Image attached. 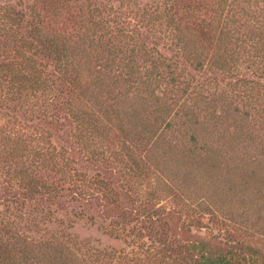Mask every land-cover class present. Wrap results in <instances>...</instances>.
Instances as JSON below:
<instances>
[{"label": "rangeland", "instance_id": "rangeland-1", "mask_svg": "<svg viewBox=\"0 0 264 264\" xmlns=\"http://www.w3.org/2000/svg\"><path fill=\"white\" fill-rule=\"evenodd\" d=\"M22 12L71 46L60 67L38 59V83ZM12 63L0 264H194L200 241L264 264V0H0V71Z\"/></svg>", "mask_w": 264, "mask_h": 264}, {"label": "trees", "instance_id": "trees-1", "mask_svg": "<svg viewBox=\"0 0 264 264\" xmlns=\"http://www.w3.org/2000/svg\"><path fill=\"white\" fill-rule=\"evenodd\" d=\"M17 16V18H16ZM16 16L11 15L9 16V19L12 21H15L17 23V34L16 38L20 42V48H19V54L18 56H21L23 61L22 63L24 65H20L22 69H30L33 72L35 83H38L40 79V73L39 70H37L36 64L38 59L44 61L47 65H53L56 67H60V65L63 64V62L69 58L71 46L66 43L59 44L58 42L54 41L52 37H50L44 30H42L40 27H37L36 25L32 26L30 29H28V26L30 25V21L27 19L26 13L22 12L21 14L16 13ZM27 50L28 52H31V55L29 57L26 56L24 50ZM7 66L6 68H3L0 72L7 74L8 72L13 73L16 75V78L21 79L22 76L17 75V73H20V70L17 66H15L14 63L12 65H3ZM52 75V74H51ZM56 83L59 86V88H66V78L64 77H56ZM28 81L32 82L30 79ZM59 81V83H58ZM66 93L64 96V100L68 97H70V92L66 89ZM63 92V91H62ZM68 95V96H67ZM67 102V101H66ZM62 102V103H66ZM59 112L65 113V118H69L70 122L73 124V119L71 115L69 114L66 109L61 105L60 108H58V112L56 115L58 116ZM17 151H20L22 148L18 147L16 148ZM94 161L101 165L104 162H107L106 160H101L94 158ZM102 166V165H101ZM104 169H107L106 166ZM32 181V180H31ZM28 186V190L30 192V195H36L40 191L38 190L39 185L37 182L32 181ZM113 185V184H112ZM110 183H105L104 185V192L107 194H111L113 197H119L121 192H117L115 190L116 186H112ZM46 187V186H43ZM123 191L124 195L128 198H131V201L135 202V199L133 198L135 195L131 189L124 188V185L121 184L120 186ZM46 190H49L48 187H46ZM50 191V190H49ZM32 197V196H31ZM115 203H118L117 199L114 200ZM137 210L141 211L140 206H138ZM193 254L190 253L191 259L194 261V264H256V259L252 257V253L245 254L233 250H225L222 251L218 246H213L210 243L207 242H199L194 247ZM195 251V252H194Z\"/></svg>", "mask_w": 264, "mask_h": 264}]
</instances>
